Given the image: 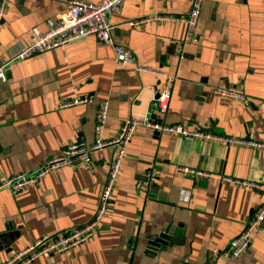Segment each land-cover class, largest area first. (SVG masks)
Masks as SVG:
<instances>
[{
	"label": "crops",
	"instance_id": "crops-1",
	"mask_svg": "<svg viewBox=\"0 0 264 264\" xmlns=\"http://www.w3.org/2000/svg\"><path fill=\"white\" fill-rule=\"evenodd\" d=\"M70 1L9 0L0 29V67L29 45L34 29L46 32ZM193 1L126 0L111 17L116 43L133 53L137 65L174 78L166 115H160L156 98L164 80L138 73L135 65H116L112 49L94 37L13 63L0 82V179L34 174L72 143L93 144L101 101L110 105L107 140L126 120L139 117L264 144V0H201L197 43L184 42L182 22L129 24L187 16ZM230 86L244 89L247 105L213 93ZM74 97L93 102L60 107ZM112 157L107 148L93 154L92 170L66 167L18 194L0 190V264L45 236L91 221ZM152 168L157 178L145 189ZM224 177L259 189L225 183ZM263 202L264 149L139 129L96 236L32 264H206L213 251H223L242 232ZM167 230L172 242L151 249L150 241ZM215 264H264V227L240 259L219 258Z\"/></svg>",
	"mask_w": 264,
	"mask_h": 264
},
{
	"label": "built area",
	"instance_id": "built-area-1",
	"mask_svg": "<svg viewBox=\"0 0 264 264\" xmlns=\"http://www.w3.org/2000/svg\"><path fill=\"white\" fill-rule=\"evenodd\" d=\"M126 0H98L88 2L85 0H72L68 3L65 11L47 24V31L42 33L37 29L32 31L29 45L14 55V58L0 67V82L7 80L12 64L36 55H42L49 51L64 47L84 38L94 37L98 43L110 47L113 51L114 62L118 66L135 65L138 73H149L164 80V86L159 93L158 107L160 115H166L172 97L174 78L168 76L164 71H157L135 63L133 53L126 47L116 43L113 37L114 26L111 17L120 13L121 7ZM9 4V0H0V29ZM201 0H194L190 13L187 16L146 17L135 23L134 26L152 20L182 22L187 26L185 43H197L200 39L199 20L201 16ZM216 96L225 97L243 104H248L249 99L245 95L244 89L239 86L213 89ZM93 102L92 97H74L60 105L61 108H70L77 105H86ZM109 102L101 101L96 113L95 140L93 144L85 141L72 143L64 148L62 153L48 161L34 174L17 173L12 177L0 179V190H10L18 194L30 186L39 183L48 173L58 171L66 167L85 165L90 170L93 169L92 156L95 153H102L107 148L113 149V157L103 191L100 196L98 210L91 221L77 229L66 231L56 236H45L19 252L14 258L3 264H32L38 258H49L54 254L70 252L73 249L83 246L92 240L98 231L99 225L108 211V205L116 189L120 176L123 161L125 160L127 149L139 129L152 130L156 133L178 134L183 137H195L206 139H220L229 145H247L264 149V144L256 143L251 139H223L215 137L210 133L198 130H189L181 125H170L161 121L131 117L122 125L115 138L107 140L105 138L106 126L109 118ZM183 172L193 175H205L182 169ZM157 171L152 168L146 174L144 181L145 189L150 188L156 181ZM223 181L228 184L240 185L250 189H259L255 183L248 181L233 180L224 177ZM264 227V202L254 213L251 221L242 232L235 237L229 246L223 251H213L212 258L206 264H215L219 258L236 261L240 259L249 249L254 233Z\"/></svg>",
	"mask_w": 264,
	"mask_h": 264
},
{
	"label": "water",
	"instance_id": "water-1",
	"mask_svg": "<svg viewBox=\"0 0 264 264\" xmlns=\"http://www.w3.org/2000/svg\"><path fill=\"white\" fill-rule=\"evenodd\" d=\"M159 93H157L156 98L158 99ZM172 242V233L169 230L160 233L157 237H155L152 241H150L149 245L151 249H158L164 246H168Z\"/></svg>",
	"mask_w": 264,
	"mask_h": 264
}]
</instances>
